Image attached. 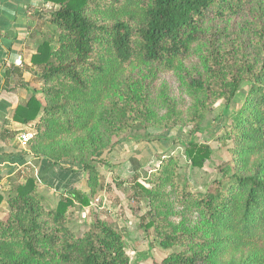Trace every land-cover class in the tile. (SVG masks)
Instances as JSON below:
<instances>
[{
    "label": "trees",
    "instance_id": "obj_1",
    "mask_svg": "<svg viewBox=\"0 0 264 264\" xmlns=\"http://www.w3.org/2000/svg\"><path fill=\"white\" fill-rule=\"evenodd\" d=\"M44 2L53 8L31 68H24L39 90L17 105L11 120L35 122L27 144L34 159L70 173L77 171L64 162L78 165L89 194L73 189L48 210L34 176L11 178L6 196L0 194L7 207L0 218V264H130L109 217L93 215L77 234L69 210L90 205L102 187L97 167L109 165L116 146L156 139L149 128L190 127L187 140L171 141L192 168L202 169L212 150L195 138L218 102L214 122L226 120L215 139L231 145V158L204 191L182 178L173 152L127 183L133 197L147 203L146 227L160 249L170 251L157 264H264V0ZM238 15L247 17V38L229 40L216 23ZM192 58L199 64L187 68ZM160 74L179 77L187 110L166 87L156 88ZM8 75L0 92L13 91ZM242 85L244 98L229 115Z\"/></svg>",
    "mask_w": 264,
    "mask_h": 264
},
{
    "label": "rangeland",
    "instance_id": "obj_2",
    "mask_svg": "<svg viewBox=\"0 0 264 264\" xmlns=\"http://www.w3.org/2000/svg\"><path fill=\"white\" fill-rule=\"evenodd\" d=\"M53 7L51 4L47 5L45 10L48 13ZM48 18V15L45 17ZM246 15H238L228 19L225 22H217L218 27L223 28L224 34L227 35V39L231 40L234 35L240 36L243 40L247 37L243 31L245 25ZM241 39V40H242ZM242 40V41H243ZM199 64L198 58H192L190 63L186 65L187 68L197 66ZM155 86L157 89L166 87L170 96L177 100L183 101V108L187 110L189 108V97L183 89L182 82L179 77L174 74H160L157 77ZM29 82L32 84L28 98L32 94H36L39 90V83L36 82L35 77L31 75ZM22 87V86H21ZM25 87V84L24 86ZM26 89V87L24 88ZM247 90L246 85H242L232 101L229 115H231L242 102L245 92ZM222 109V102H218L214 106V112L208 114L204 120L201 128L202 134L196 136L195 141L198 143H206L212 150V155L207 161L206 165L202 169L192 168L187 160L183 156V148L177 143L173 144L171 139L177 138L183 141L187 140L190 127L188 126H175L167 130L148 129L147 133L156 138H162L164 141L161 143L162 147H158L157 150H152L150 158H141V167L135 172L140 176H144V170L152 167H157L160 158L163 155L173 152L179 157V164L181 168V175L184 180H188L192 184V187L196 191H204L205 187L211 182V180L218 178V168H223L224 165L230 164V153L229 147L219 146V142L215 139L219 134L221 122L223 123L226 118L214 122V118L217 116L219 111ZM36 123L32 122L30 125L23 126L17 133H22L25 129L35 134ZM163 135V136H162ZM153 139L151 143L157 142ZM115 140V139H114ZM159 142V141H158ZM121 145V144H120ZM20 147V146H19ZM119 145L116 146L113 151L117 152ZM21 149V148H20ZM29 157V163L25 165L19 173L22 178L26 175H32L35 178L36 186L41 195L45 198L44 207L48 210L54 209L59 200L68 196L70 191L73 189L78 190L86 195L89 194L87 187V174L79 172L80 167L76 164H72L69 161H65L64 164L71 165L73 168L81 174V181L79 187L70 189L66 192V196L62 193H55L54 188L41 189L39 187L40 177L38 176V167L41 162L34 159L32 153L29 152L28 146L21 149ZM139 150L137 149V152ZM110 154L107 156L109 165L97 167L98 176L102 183V187L94 194L89 197L90 205L87 207H80L76 205L71 208L70 227L71 230L77 234L83 233L91 224L93 215H97L103 219L109 217L117 229L121 231L122 239L125 245V252L130 258V264H157L164 259L170 251H163L158 245V241L153 237L151 228L146 227L148 222L147 212L148 206L144 200H138L133 197L129 182L135 172H122L121 167V155L118 157L115 153L112 158ZM141 157V156H140ZM138 171V172H137ZM18 177V181L23 179ZM142 182V179L139 180ZM5 196L7 192L3 193ZM4 196V197H5ZM7 207L5 204H0V218H4ZM180 209H175V212H179ZM175 223L179 222L177 218Z\"/></svg>",
    "mask_w": 264,
    "mask_h": 264
},
{
    "label": "crops",
    "instance_id": "obj_3",
    "mask_svg": "<svg viewBox=\"0 0 264 264\" xmlns=\"http://www.w3.org/2000/svg\"><path fill=\"white\" fill-rule=\"evenodd\" d=\"M48 3L44 0H0V87L3 75L8 70V81L13 91L0 92V194L10 189L11 178H22L19 173L29 163V157L18 143V131L23 126L11 120L13 110L28 99L32 84L29 82L31 57L41 40L40 34L47 26ZM34 13L42 16L40 19ZM25 84V87H23ZM22 86V87H21ZM163 136V135H162ZM162 142L122 143L117 152L121 155L120 171L135 172L140 169L141 158H150L152 150L162 147ZM20 146V147H19ZM21 148V149H20ZM157 148V149H156ZM137 149L139 150L137 152ZM110 154V158L112 155ZM141 156V157H140ZM140 161H139V160ZM23 173V172H21ZM128 173V174H129ZM41 189L54 188L55 193L79 187L81 174L70 173L49 165L45 160L38 167ZM2 205L4 202L1 203Z\"/></svg>",
    "mask_w": 264,
    "mask_h": 264
},
{
    "label": "built area",
    "instance_id": "obj_4",
    "mask_svg": "<svg viewBox=\"0 0 264 264\" xmlns=\"http://www.w3.org/2000/svg\"><path fill=\"white\" fill-rule=\"evenodd\" d=\"M32 137H33L32 133L30 131H28L27 129H25L22 133H20L18 135V143H19V145L22 148L26 147Z\"/></svg>",
    "mask_w": 264,
    "mask_h": 264
}]
</instances>
